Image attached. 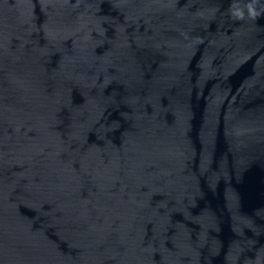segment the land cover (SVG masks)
<instances>
[{
    "label": "water",
    "instance_id": "obj_1",
    "mask_svg": "<svg viewBox=\"0 0 264 264\" xmlns=\"http://www.w3.org/2000/svg\"><path fill=\"white\" fill-rule=\"evenodd\" d=\"M0 264H264V0H0Z\"/></svg>",
    "mask_w": 264,
    "mask_h": 264
}]
</instances>
